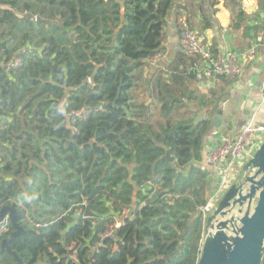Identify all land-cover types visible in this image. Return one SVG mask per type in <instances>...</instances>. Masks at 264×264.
Segmentation results:
<instances>
[{"label": "trees", "instance_id": "obj_1", "mask_svg": "<svg viewBox=\"0 0 264 264\" xmlns=\"http://www.w3.org/2000/svg\"><path fill=\"white\" fill-rule=\"evenodd\" d=\"M174 5L123 0L121 15L113 0H0V208L17 209L22 264H197L210 123L191 125L179 75L158 70L150 100L135 94ZM13 231L0 223V245Z\"/></svg>", "mask_w": 264, "mask_h": 264}, {"label": "crops", "instance_id": "obj_2", "mask_svg": "<svg viewBox=\"0 0 264 264\" xmlns=\"http://www.w3.org/2000/svg\"><path fill=\"white\" fill-rule=\"evenodd\" d=\"M263 7L264 0H175L165 18L161 57L143 71L142 83L158 70L164 76H181L185 92H191L188 107L207 109V119L213 113L221 115L219 127L210 124L203 137L200 162L209 188L213 186L212 192L217 185V173L205 162L207 147L223 137H236L245 124L253 123L252 107L264 104L260 97L264 79ZM184 24L195 29L208 48L221 54L234 53L243 64V73L223 80L215 77L200 57L183 54L178 34ZM137 91L139 99L145 97Z\"/></svg>", "mask_w": 264, "mask_h": 264}, {"label": "built area", "instance_id": "obj_3", "mask_svg": "<svg viewBox=\"0 0 264 264\" xmlns=\"http://www.w3.org/2000/svg\"><path fill=\"white\" fill-rule=\"evenodd\" d=\"M264 26V7L261 15ZM178 46L185 55H195L203 59L209 67V70L215 77L228 76L237 78L243 64L232 52L221 54L218 51L212 52L205 44L202 43L197 31L184 24L178 34ZM161 57V52L154 53L148 58L147 66L154 64ZM20 59L14 58L12 64H19ZM261 100L264 102V79L260 91ZM79 111L69 113V118L73 121L79 116ZM264 141V123L245 124L236 137H223L218 143L208 146L205 155L207 165L215 168L217 173V185L206 202L199 207V211L204 218V224L208 215L212 214L218 207L220 200L230 186L235 185L237 188L233 198L229 200L226 207L222 208L211 221L213 227L204 225L202 236L199 240L198 250L201 252L206 236L215 230V226L220 221H226L224 232L229 235H235L234 231L240 226L239 219L244 210V204L239 205L234 202L239 194H246L249 188L247 176H253L256 168L248 163L254 157L256 150ZM154 180L148 179L139 185L142 190L149 189L153 186ZM133 208L132 205L129 206ZM127 209H124L121 216H118L115 226L121 224V220L126 216ZM112 230H110V233ZM75 259L74 255H71Z\"/></svg>", "mask_w": 264, "mask_h": 264}, {"label": "water", "instance_id": "obj_4", "mask_svg": "<svg viewBox=\"0 0 264 264\" xmlns=\"http://www.w3.org/2000/svg\"><path fill=\"white\" fill-rule=\"evenodd\" d=\"M113 1L119 4L120 14L122 15L123 0ZM26 17L32 18V15L27 13ZM34 19L37 23L43 25L51 24L63 28L61 23L56 20L41 18L38 15ZM97 68L98 66L95 67L88 79L90 83L94 81ZM189 110L195 114L191 122L193 126L204 120L208 111L207 109L197 110L191 107H189ZM221 119L219 113H213L208 117L209 123L215 128L219 127ZM160 146L163 149V154L159 158L173 162L175 157L171 155L169 149L165 145L161 144ZM249 164L253 165L256 171L253 176H247L249 181L248 191L246 194H239V197L234 200L239 205L245 203L243 213L239 219L240 226L234 231L235 235L229 236L223 230L226 221H220L215 226V230L206 236L197 264H261L264 252V141L256 150ZM236 190L235 185L230 186L220 200L217 209L207 216L206 226L213 227L211 224L212 219L222 208L228 205ZM131 209L132 207H130ZM199 212L198 210L197 213ZM16 214L17 209L15 207L3 205L0 208V223L5 219H9L14 228V231L2 240L0 254L7 252L14 257L15 264H22L17 254L9 246V241L24 232V229L15 220Z\"/></svg>", "mask_w": 264, "mask_h": 264}, {"label": "rangeland", "instance_id": "obj_5", "mask_svg": "<svg viewBox=\"0 0 264 264\" xmlns=\"http://www.w3.org/2000/svg\"><path fill=\"white\" fill-rule=\"evenodd\" d=\"M146 68L147 67H145L144 70H146ZM241 73H243V72H241ZM142 82H143V80H142ZM148 86H149V84H147V83H141L140 84L139 90L137 92H140V93H138L140 96H143V94L145 95L144 98H140L141 100H146L147 101V99L149 98V96H148L149 87ZM187 109L189 110V107H187ZM250 112H251V114H254L253 125L256 124V123H264V104L263 105H259V106L255 105L254 107H252ZM207 187H208L207 188L208 189L207 198H208L212 194L211 192H212L213 186H212V188H209L210 186H209V183H208ZM204 225L205 224H203L202 231H203Z\"/></svg>", "mask_w": 264, "mask_h": 264}]
</instances>
